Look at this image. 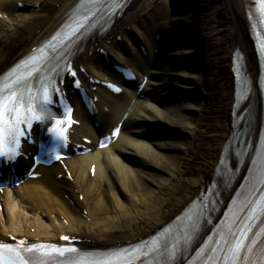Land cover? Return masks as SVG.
I'll use <instances>...</instances> for the list:
<instances>
[{
	"label": "bare ground",
	"instance_id": "6f19581e",
	"mask_svg": "<svg viewBox=\"0 0 264 264\" xmlns=\"http://www.w3.org/2000/svg\"><path fill=\"white\" fill-rule=\"evenodd\" d=\"M17 1L0 0V12L8 14L13 20L16 15L8 12V9ZM76 1H33L39 3L38 7L26 14L24 21L7 26L2 33L0 70L7 68L14 58L23 56L49 36ZM155 1L132 0L106 36L96 37L86 44L77 63L91 71L96 78L109 77L116 80L114 73L104 69L106 63L98 58L100 55L97 50L109 48L114 58L132 65V59L124 57L121 52L116 35H122L131 44L127 32L134 27L147 43L150 35L168 25V40L177 47L157 58V63L164 59L172 60L162 66L160 71L156 68L147 71L157 75L156 78H150L148 84L180 88L188 94V100H167L162 105L135 100L127 108L134 96L128 90L122 98H108L100 87L96 94L101 98L99 104L109 107L113 112L107 114L112 122L128 112L129 117L135 121L155 122L156 126L169 124L173 132L164 139L151 141L122 133L113 145L105 149L96 148L92 152L77 154L65 160V166L71 173L70 179L66 177L63 166L45 168L43 179L34 181L35 184L25 182L10 193L0 194V199L3 198L0 203L6 210L0 222V233L22 234V226L27 224L36 228V233L31 234L34 238H44L41 231L46 234L45 239H55L71 232L77 237L90 240L91 246L133 243L163 226L210 180L233 121L234 78L231 67L232 53L237 47L245 51L251 73L255 78L258 75L257 58L248 37L246 0H167L171 3L170 17H164ZM183 39L187 42H182ZM135 59L140 63L137 51ZM166 73L169 74L167 77L158 78ZM84 74L80 72L82 77ZM139 74L142 75L141 72ZM73 98L76 116L81 121L78 127H74L73 138L77 145L84 146L82 137L94 139L96 132L74 95ZM252 107L255 124L259 125L261 107L257 95H252ZM187 111L193 114L185 113ZM143 130L138 128L133 132ZM178 132L181 134L172 136ZM93 143L88 147L95 146ZM125 157H129L131 162L125 161ZM91 166H95L94 172ZM147 168L159 173L155 174ZM38 171L42 173V169ZM112 175L122 180L128 193L131 185L136 184L135 195L124 199L114 190L113 199L111 196L106 199L105 183L112 184ZM147 181L160 185L155 190L150 188ZM162 185L166 186L163 188ZM79 194L84 195V202L76 203L87 210L86 220L76 216L73 218L68 213L70 206L67 199L72 200V197ZM24 200L37 203L41 211L49 209L64 214L67 222L43 224L35 221L28 224L19 208ZM110 200L117 202V209L111 208Z\"/></svg>",
	"mask_w": 264,
	"mask_h": 264
},
{
	"label": "snow or ice",
	"instance_id": "6c2138e0",
	"mask_svg": "<svg viewBox=\"0 0 264 264\" xmlns=\"http://www.w3.org/2000/svg\"><path fill=\"white\" fill-rule=\"evenodd\" d=\"M262 3H264V0H262ZM84 20H87V16L84 17ZM82 27L83 23L77 21L76 27L72 29L73 34L79 31ZM53 39H55V37ZM35 60V57H29V60L24 62L25 67H29V61L34 64ZM72 75L75 76V72H72ZM36 99L37 97H33L30 90L28 91V98L25 99L15 87L10 89L0 88V155L7 154L4 152L3 148L6 136L17 138L21 134V129L19 127L20 124L27 122L29 123V126H31L30 118L36 120L41 119L40 114L37 112L38 106L35 102ZM48 103H50V100L48 99V90L44 87L43 104L39 106L41 112L43 111V105ZM53 131H55V129H53ZM114 134H118V130ZM101 146L103 147L104 145L102 144ZM261 182H264V173L261 175ZM259 207L261 210H264V198H262ZM229 237L232 239L229 240ZM63 239H67V237H63ZM245 240H247L246 228L239 229V236H236L235 233H231L230 230L221 235V242L227 245V247L224 249L210 248L208 251L211 253L219 251L220 259L213 261L210 258L209 264H240L242 260L246 261V253L251 252L252 248L245 244ZM20 243L21 245L24 244L23 241ZM252 243L254 244L255 241ZM4 250L10 254L9 258H5ZM156 250L157 249L154 247L153 251ZM26 251H39L44 256H48L50 252H55L59 256H64L65 253H74L77 250L41 245L39 248L33 246L32 248L26 249ZM140 252L144 255L150 254L145 253L144 250H140ZM0 264H31V261L23 255L21 249H13L9 245L0 244ZM103 264H132V261L128 259V253L125 252L122 256L116 254L114 258L104 261Z\"/></svg>",
	"mask_w": 264,
	"mask_h": 264
},
{
	"label": "rangeland",
	"instance_id": "374dc122",
	"mask_svg": "<svg viewBox=\"0 0 264 264\" xmlns=\"http://www.w3.org/2000/svg\"><path fill=\"white\" fill-rule=\"evenodd\" d=\"M33 1H35V2L39 1L40 2L41 0H25V1L19 0V1L15 2L14 4H12V6L8 9V12L16 15L13 18V20H12V18H10V16H8V14H5L4 12H0V39H2V37H3L2 33L7 26H13L17 23H21L22 21L25 20L24 18H25L26 14L32 13L33 10L38 7L39 3L36 4ZM156 2H158L159 6H160L159 7V9L161 10L160 12H162L163 15L168 16V13L171 10V6H170L171 3L167 2V0H160V1L156 0ZM183 41L187 42L186 40H183ZM183 68L187 69L188 67L183 66ZM185 113L193 114V112H191V111H187ZM179 134H181V133L178 132L176 135H173V137H176ZM124 160L127 162H131V159L129 157H127ZM134 163L138 167H140V165L136 161H134ZM147 170H149L155 174L159 173L158 171H155L152 168H147ZM111 181H112L111 185L109 183H107V184L105 183V185H106V187H105L106 199L109 198L110 196L112 198V194H113L112 192L114 190H116L118 192L119 196L121 198H124V199H125V197L135 195V192L137 190L136 184L131 185L130 192L128 193L127 191H129V190L122 185V180H120V178H118V176L112 175ZM147 184L150 185V188H152V189L154 188L155 190L158 189V187L160 185L159 183L153 184V182H149V181H147ZM162 186L164 188L166 185H162ZM79 196H80L79 201L82 202L84 195H79ZM126 201L129 202L128 199H126ZM34 203H36V202H34ZM109 203H110V206L112 209H117V207H118L117 202H115L114 200H110ZM68 204L70 206V211L68 213H70V215H72L73 218H74V216H76L79 219H85L86 220V218H87L86 217L87 216L86 211L83 210L82 207H76V205H73L70 203H68ZM19 208L22 210L23 215L26 216V219L28 222L35 223L34 221H39V222L44 223V224L45 223L49 224V222H55V223L61 222V221L65 222V220H64L65 215L64 214H60L59 212L53 211V210L50 211L49 209L46 211H41L40 207H38L37 203L33 204L29 200H24L23 202H21L19 204ZM51 209H53V208H51ZM5 213H6L5 208L3 207L2 204H0V222L1 223L5 217ZM24 227L26 228V226H24ZM32 230L33 229H31V231Z\"/></svg>",
	"mask_w": 264,
	"mask_h": 264
}]
</instances>
